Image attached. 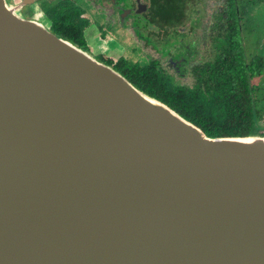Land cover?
Wrapping results in <instances>:
<instances>
[{
  "label": "water",
  "instance_id": "1",
  "mask_svg": "<svg viewBox=\"0 0 264 264\" xmlns=\"http://www.w3.org/2000/svg\"><path fill=\"white\" fill-rule=\"evenodd\" d=\"M35 1L0 0V264H264V135L209 136Z\"/></svg>",
  "mask_w": 264,
  "mask_h": 264
},
{
  "label": "flooded vegetation",
  "instance_id": "2",
  "mask_svg": "<svg viewBox=\"0 0 264 264\" xmlns=\"http://www.w3.org/2000/svg\"><path fill=\"white\" fill-rule=\"evenodd\" d=\"M45 1L51 6L58 4V0ZM85 1L92 9L85 13L88 18L97 16L103 22L94 38L113 40L118 32H126L136 43L129 51L133 63L154 68L172 83L186 80L192 82L187 85L191 87L205 68L234 64L240 58L246 66L262 68L254 80L260 81L264 75V0ZM50 10L53 8L41 9L51 16ZM53 25L52 18L51 31ZM86 40L89 52L94 53L87 37ZM124 51L116 59L111 52L95 56L126 75L123 54L129 52Z\"/></svg>",
  "mask_w": 264,
  "mask_h": 264
},
{
  "label": "trees",
  "instance_id": "3",
  "mask_svg": "<svg viewBox=\"0 0 264 264\" xmlns=\"http://www.w3.org/2000/svg\"><path fill=\"white\" fill-rule=\"evenodd\" d=\"M53 20V32L91 50L85 37L87 26L79 16L62 15ZM122 65L128 72L125 76L138 88L171 106L209 136L264 135V85L254 80L262 68L246 66L243 58L234 64L205 68L191 87L172 83L149 66L126 61Z\"/></svg>",
  "mask_w": 264,
  "mask_h": 264
},
{
  "label": "rangeland",
  "instance_id": "4",
  "mask_svg": "<svg viewBox=\"0 0 264 264\" xmlns=\"http://www.w3.org/2000/svg\"><path fill=\"white\" fill-rule=\"evenodd\" d=\"M10 1L12 3H18L21 2L22 0H10ZM46 3L47 2L45 0H36L35 3H33L32 5H28L25 7V11L23 10L24 15L28 18L31 17L40 20L49 28L52 27V16L47 15L48 13L45 11H41V9L43 10V7L53 8V10H50V12H53L52 15H54L55 19L60 18V16L62 15H71L75 17L79 16L80 20H82L81 22L85 21L84 22L85 26H87V28L92 29V30L88 29L89 32L88 38L90 44H92L91 47L95 49L93 53L94 55L99 53L103 54V52H107V53L111 52L112 54H114L113 57L116 59V57L118 56L117 54L122 53L124 49H125L124 53H126L133 49L131 47L136 46V43L133 42V40H131L129 36L127 37L126 32L123 31L118 32L114 36L115 39L113 40L103 41V40H99L98 38H94V36L99 33V30L97 28L103 26V22L101 18L97 16H94L92 19L88 18L89 16H87L85 13H89L92 9L85 0H65L63 3L61 0H58V4L56 5L53 4L52 6ZM116 46L120 48L117 49ZM123 55H125V59L127 63H133L135 61L131 52ZM142 56L143 58L147 57L148 59H150L146 55L145 56L142 55ZM260 81L264 85V75L260 77ZM177 84L192 85V82H186V80L183 81L180 80L179 82H177ZM261 124L264 125V121Z\"/></svg>",
  "mask_w": 264,
  "mask_h": 264
},
{
  "label": "crops",
  "instance_id": "5",
  "mask_svg": "<svg viewBox=\"0 0 264 264\" xmlns=\"http://www.w3.org/2000/svg\"><path fill=\"white\" fill-rule=\"evenodd\" d=\"M90 30H92L91 28H90ZM89 35V32H88V30H86V34H85V36L87 37V39H89L88 36Z\"/></svg>",
  "mask_w": 264,
  "mask_h": 264
},
{
  "label": "bare ground",
  "instance_id": "6",
  "mask_svg": "<svg viewBox=\"0 0 264 264\" xmlns=\"http://www.w3.org/2000/svg\"><path fill=\"white\" fill-rule=\"evenodd\" d=\"M1 147H2V148H1ZM0 148H1V149H0V151H2V150H3V148H4V146H3V145H2V146L0 145ZM8 160L10 161V159H8Z\"/></svg>",
  "mask_w": 264,
  "mask_h": 264
}]
</instances>
